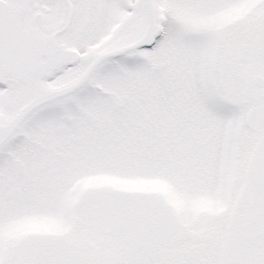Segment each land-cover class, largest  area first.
Wrapping results in <instances>:
<instances>
[{
    "label": "snow or ice",
    "instance_id": "snow-or-ice-1",
    "mask_svg": "<svg viewBox=\"0 0 264 264\" xmlns=\"http://www.w3.org/2000/svg\"><path fill=\"white\" fill-rule=\"evenodd\" d=\"M0 264H264V0H0Z\"/></svg>",
    "mask_w": 264,
    "mask_h": 264
}]
</instances>
